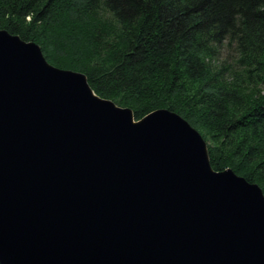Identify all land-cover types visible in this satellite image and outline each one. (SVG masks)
Segmentation results:
<instances>
[{"label": "water", "instance_id": "95a60500", "mask_svg": "<svg viewBox=\"0 0 264 264\" xmlns=\"http://www.w3.org/2000/svg\"><path fill=\"white\" fill-rule=\"evenodd\" d=\"M0 263L264 264V193L0 29Z\"/></svg>", "mask_w": 264, "mask_h": 264}, {"label": "trees", "instance_id": "16d2710c", "mask_svg": "<svg viewBox=\"0 0 264 264\" xmlns=\"http://www.w3.org/2000/svg\"><path fill=\"white\" fill-rule=\"evenodd\" d=\"M0 29L137 121L177 113L264 193V0H0Z\"/></svg>", "mask_w": 264, "mask_h": 264}]
</instances>
